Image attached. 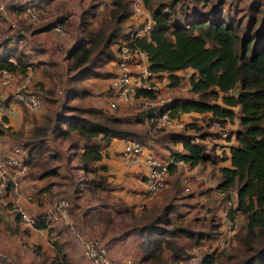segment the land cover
Segmentation results:
<instances>
[{"label": "trees", "instance_id": "1", "mask_svg": "<svg viewBox=\"0 0 264 264\" xmlns=\"http://www.w3.org/2000/svg\"><path fill=\"white\" fill-rule=\"evenodd\" d=\"M242 1L143 0L145 10L151 13L153 26L137 44L146 52L149 68L155 73L167 74L172 87L179 84L176 72L191 71L188 75V97L173 98L168 107L170 114L173 117L192 113L200 116L186 123L184 132L171 131L166 135L172 143L183 146L184 154H174V157L184 160L190 167L216 166L228 160L229 166L219 168L221 178L216 188L227 193L233 189L236 191L235 210L244 221L243 227L239 225L228 244L219 253L214 250L206 254L202 264H264V0H251L245 11H240L237 3ZM110 6L108 18L95 31L87 29L85 23L88 26V20L92 21L96 14L92 12L88 16L87 10L82 13L78 25L81 34L65 50L63 58L65 70L61 75L65 74V79L62 81L69 87L61 107L58 111L54 108L44 113L41 122L32 126L30 134L18 141L20 147L14 146L23 151L21 159L29 168L38 166L36 155L48 154L49 158L60 161L62 152H51V145L63 146L67 167L75 173L69 178L75 204L72 206L69 202L68 210L72 216V211L80 209V201L91 203L93 200L94 204L80 215L81 222L90 230L96 226L113 228L114 223L117 225V215L128 214L114 211L101 198V194L108 192L110 176L107 166L100 162L112 140L126 141L136 137V132L129 126L142 124L145 115L144 110L137 109L132 121L122 122L109 115L107 112L111 110L104 107L69 104L87 96L78 84L100 74L97 69L101 62L106 63L113 58L110 48L124 40L131 27L125 26L131 15L129 1L112 0ZM21 7L19 12H23ZM84 15L88 20H84ZM64 21L63 17H57L35 27L32 33L54 30ZM55 34L61 38L70 37ZM18 37L22 38L23 33L20 32ZM9 43L7 38L0 42V71L7 70L25 77L29 70L42 65V61L32 62L28 54ZM47 66L52 68L57 63L50 61ZM42 69V75L48 76V70ZM38 86L44 90L42 84ZM53 92L54 89H49L47 95L42 96L52 106L56 104ZM41 108L42 102L38 110ZM213 121L226 127L237 124L227 137L232 145L227 149L221 145L219 152L217 143L209 146L196 143L193 141L195 135L191 134H198L201 140L206 136H217L209 130ZM5 130L0 129V135ZM12 135L19 139L17 133ZM58 167L44 168L40 177L58 175ZM9 188L7 186L6 189ZM172 207L167 204L158 213L146 207V214L140 219L128 214L134 222L123 225L121 237L132 236L141 240L139 247L144 251V259L139 264L188 261L193 258L189 252L192 246L221 235V216L217 220L210 218L207 230H195L183 224V217L173 218ZM32 216L35 228L47 231L48 241L56 251L51 257L54 259L52 262L67 263L68 256L63 246L53 237L54 229L45 224V214ZM229 217L233 218V211ZM19 218L16 213L17 222ZM196 220L192 219L193 222ZM21 226L12 228L9 233L16 235L19 229L21 232L28 230L25 226L21 229ZM183 239L189 243L188 246L182 243ZM39 247L34 246L33 252L37 254Z\"/></svg>", "mask_w": 264, "mask_h": 264}, {"label": "rangeland", "instance_id": "2", "mask_svg": "<svg viewBox=\"0 0 264 264\" xmlns=\"http://www.w3.org/2000/svg\"><path fill=\"white\" fill-rule=\"evenodd\" d=\"M111 1L112 0H4V7L6 11L4 13L0 12V42L4 41V38L6 39L5 34L9 31V29H11V26L13 25V30L16 33L17 37L18 35H20V32L23 33L22 38L18 37L23 40V45L21 44L22 47H20L16 42L10 41L11 43H9V45L11 47H18V51H20V49L23 47H27V49H29L30 51L32 50L34 53H38L39 49L36 46H47L50 51V53L45 56V61L40 62V64L42 65H39L32 70L36 74L35 77L30 78L29 86L30 89L36 95L39 96L42 102V108L38 113L32 114V119H30L29 117L27 118L28 123L33 122V125L40 123L42 115L48 110H53L54 108H56L57 111L59 110L64 101L67 88L69 87L66 83L63 84L62 81L63 79H65V74L61 75L62 70H65V63L63 62V58L65 55V50L69 46H71L74 40H76L79 37V34H81L79 32L78 25L79 21L81 20L82 13L87 10L89 12L87 13L88 16L92 12L96 14V17L92 19V21L91 19L88 20L87 15L83 16L84 20H88V22L90 21V23H88V26L87 23H85V27L87 29L95 31L96 29L100 28V26L104 23L105 18H108V12L111 7ZM250 1L251 0H244L240 3L238 2L237 6L239 10L245 11ZM37 6L42 9L38 8L37 10ZM20 7L22 11L26 7L33 8L36 14L38 15V21L30 22L24 12H19ZM57 17L64 18V24L58 25L62 28L65 33L70 35V38L68 39L69 41L63 42L61 41L60 37L52 33L46 35L44 39L40 38V35H38L37 38L32 39V37H34L35 35L40 34L32 33V30L35 27L51 22ZM124 30L125 28L122 31ZM116 49L117 45H113L110 48L109 52H111L113 58L108 60L106 63L101 62V67H98L97 69V71L100 72L98 76L87 78L83 80L80 84H78V87H81V89L87 92V96H85L83 99L72 100L71 102H69V104L80 107H99V105H97V98L103 95L104 92L107 90L111 79L113 78L114 73L116 72ZM50 61H55L57 63V66L49 68L47 66V63H49ZM42 68H46L48 70V76L42 75ZM189 73V71L180 72V80L177 86L172 87L169 84L167 85V89H169L170 92L168 93L167 98L182 96L188 97ZM39 83L42 84L44 90H40L38 86ZM49 89H54L52 95L53 99L56 101V104L54 106H52L51 103L46 102L42 97L43 94L47 95L46 91ZM5 97L8 100L7 102H5V104L9 107L11 105L9 100H12L11 93H8ZM48 98L51 97L48 96ZM131 107L132 106H123L121 108L118 107L117 109L111 110L107 113L114 117H118L122 120V122H129L135 118V110L138 109ZM194 117L195 116L186 117L185 120H191ZM31 128L32 127L27 129L28 132L31 130ZM129 128L136 132V137L134 138V140H137L140 143H145L147 147H149V145L152 144L153 141L155 143L161 141L162 146H166L169 144L167 142L168 139L164 138H166V135L171 132L170 130L159 132L156 130H152L149 126L144 123L138 126L130 125ZM235 128H237V124L228 125V132L230 133L231 131H234ZM27 130L18 131L17 135L19 136V140L26 137L25 135ZM191 134L194 135V133L192 132ZM155 145L157 146V144ZM54 151L62 152L60 161L49 158L48 154H43L41 156L36 155L35 159L38 161V166L35 168H29L28 174L24 179H26L25 181H30L32 183L33 188L32 193L30 194L33 196V201H36L39 187L42 184H45L47 189L56 191L55 195H49L48 197L50 204L55 202V198L60 195L59 199L63 198L70 202V204H72L73 206L75 202L72 198L73 194H71V187H69V178L74 176L75 173L67 167L68 164L63 151V146H60L59 144H52L51 152ZM70 164L69 166H72ZM55 165L59 166L58 175L48 176L43 183L41 182L42 184L39 182H35L38 178V174L41 173L44 168L52 167ZM210 168L212 167L210 166ZM219 179L220 176L218 175V168L214 167L209 173V180L207 179V182H211L213 184ZM121 187L122 184H110L108 192L101 194V198H104L106 202H108V204L112 206V208H114V211L120 210L122 212L128 213L129 215L137 219H140L145 216L146 207H149L152 209L153 212L158 213L162 209V207L166 206L167 204L173 205V218H176L178 216L183 217L185 219H183L182 221L183 224L189 225L195 230H207L209 219L215 218L217 220L218 216L220 217V215H217V210L218 208H221V198L218 194L219 190L216 188L212 189L211 187H209L210 189L206 188V190H204L203 188L200 189L199 187H197L195 190H192V188L189 187V190L187 191L183 190V188L178 185L177 180L173 183V180L171 179V182H168L167 187L161 193L156 196L144 197L141 191H137L135 187L130 188L128 193L122 192ZM233 192H235L234 189L230 190V192L227 193V197H230ZM8 198L9 196L6 192H0V220L3 219L1 217L2 210L5 214L11 216L16 213L14 211L15 208H13L12 205L9 207V204L7 203ZM40 201L42 202V200ZM82 201H84V203L86 204L85 200ZM91 204H94L93 200H91ZM71 213H74V211H72ZM128 214L125 216L121 214L119 216L117 215V225H115L114 223L113 228H104L102 226L100 227V230H96L95 233L90 234L88 237L97 238L107 243L108 246L113 249V251L117 254V259H122V262L123 260H130L131 264H139V262L144 259V251L139 247L141 240L132 236L121 237L124 229L123 225L132 224L134 222L130 219ZM235 216H237L239 225L243 227L244 221L242 219V215L238 213L237 215L235 214ZM73 219L72 222L75 226H77ZM192 219L197 220L193 222ZM60 225H54L53 237H56V233H58L62 240L66 242L64 243L65 246L68 247V249L70 250L68 251L67 248H64V251L66 249V251L70 253L66 261L67 263L61 264H90L89 261L83 255L80 243L74 240V238H70L71 235L67 228L63 225ZM12 228L20 227L17 224H4L1 227L0 264H54L52 262L54 259L46 255V253H50V249L46 251L40 246L37 254L31 251V247H34V245L40 243L36 237L29 235L27 232L20 233V229L15 233H20L19 237H8L6 231L8 233ZM109 230H113V232ZM182 241V243L188 246L189 243L185 239H183ZM211 241L212 240H204L199 245L192 246L189 252L192 253L193 250L197 249L198 247H206ZM49 245H51L50 242ZM190 260L180 261L176 264H188ZM117 261L122 264L121 261Z\"/></svg>", "mask_w": 264, "mask_h": 264}, {"label": "built area", "instance_id": "3", "mask_svg": "<svg viewBox=\"0 0 264 264\" xmlns=\"http://www.w3.org/2000/svg\"><path fill=\"white\" fill-rule=\"evenodd\" d=\"M128 1L131 10L130 16H134L138 21L130 25L126 37L117 45L116 72L107 90L97 98V105L108 110H115L122 106H132L131 108L145 111L142 123L152 130L184 132L186 123L190 121L185 120V118L189 115L171 116L168 107L173 98L162 95L163 89L168 83L161 74L155 73L149 68L147 54L137 44L138 40L149 34L152 29L153 19L151 13L145 10L143 0ZM4 3V0H0V12L2 13L6 11ZM23 12L29 21H38V15L33 8L26 7ZM13 28L12 25L5 37L9 41L21 45L23 40L17 37ZM54 30L60 36L67 34L59 25H56ZM12 77V73L1 70L0 88L10 86ZM29 81L30 77L26 76L25 81L16 86L11 92V99L29 110H38L41 107V102L30 89ZM5 101L6 97L0 93V129L7 126L5 118L12 112V109L6 106ZM209 130L217 133V136L214 134L201 140L198 134H194L193 141L204 143L207 146L217 143L216 150L218 152L222 148L221 145L226 149L232 145V141L227 140L228 126L213 121L210 123ZM22 155L23 151L19 147H14L11 152L5 155L0 153V192H5L7 186L16 189L18 186L17 175L28 173L29 166L21 159ZM121 158L128 167H144L146 169L147 173L141 190L144 197L156 196L167 187L171 175V166L183 167L188 170V164L184 160L176 159L174 155L161 159L147 151L142 143L134 139L124 141ZM182 181L188 182L186 174L182 175ZM218 194L223 199V205L221 206L222 233L217 239L209 242L208 246L193 248L196 255L192 252L194 257L188 264H202L206 254L212 253L214 250L220 252L239 228V222L237 216H235V214H238L235 210L237 205L236 191L230 197H227V192L224 191H219ZM68 207L69 202L67 200L63 198L56 200L44 216L45 224L49 226L51 222H59L65 226L74 239L80 243L83 255L90 264H114L108 244L100 239L88 237L75 226ZM230 211H233V218L229 217ZM17 212L26 228L35 229V218L33 216L22 209H18ZM122 264H131V261L123 260Z\"/></svg>", "mask_w": 264, "mask_h": 264}, {"label": "crops", "instance_id": "4", "mask_svg": "<svg viewBox=\"0 0 264 264\" xmlns=\"http://www.w3.org/2000/svg\"><path fill=\"white\" fill-rule=\"evenodd\" d=\"M127 21H128V23L126 22L125 26L132 25L133 23H136L138 20L136 18H134V16H130ZM51 33L55 34L56 32L54 30L41 32L40 34H37L34 37H32V39L37 38L38 35H40V38L44 39L46 37V35L51 34ZM42 34H45V35H42ZM68 35L69 34H66V36H68ZM69 38H63L62 37L61 41L67 42V41H69L68 40ZM36 47L39 49L38 53H34L32 50L30 51L29 49H27V47H23L20 50L23 51L25 54H28L31 57L32 62L45 61V56L48 53H50L48 47L47 46H41V47L36 46ZM186 71L191 72L190 70H186ZM180 72H182V71L176 72V75L179 77H180ZM35 74L36 73L29 70V72H27L26 76L31 78V77H35ZM161 75L163 76V79L167 81L166 83L169 84V81H168L169 78H168L167 74H161ZM25 77H22V76L17 75V74H13L10 86H8L6 88H0V93H2L4 96H6L8 93H11L16 86L20 85L22 82L25 81ZM167 88H168V86H166L163 89V94H162L163 96H168V93H170L169 89H167ZM188 88H189V86H188ZM103 91H105V90H103ZM182 97H187V96H182ZM174 98H178V97H174ZM9 102L11 104L9 106V108L12 109V112L9 113L7 118H5V122H6L7 126L3 129H6V130L3 131L2 135H0V153L4 154V155L11 152L13 147L15 145H17V143L19 141V139L15 135L13 136L12 134L18 133V131L27 130L30 127H32L33 122L28 123L27 118L29 117L30 119H32V116H33L32 114L38 113L40 111V110H29L28 108L24 107L23 105L16 103L13 100H9ZM187 115H189V117L190 116L200 117L198 114H194V113L187 114ZM29 134H30V131L28 132V130H27L25 136H28ZM164 139H168L167 142L170 145L168 144L166 146H164V145L162 146L161 141H158L157 143H155L153 141L152 144L149 145V147H150L149 148L145 145V143H142V144L144 145V147L147 151L153 153L154 155L158 156L161 159H166L169 156L174 155V154H184V149H183V146L181 143H175L174 144L167 137ZM155 144H157V146ZM123 146H124L123 140H117V139L112 140L110 145L103 152L104 157L102 158L100 164L107 166V172H108V175L110 176L109 177V185L110 184H112V185L122 184L121 191L124 193H128L129 189L133 188V187H135L137 189V191H141V189L143 187V181L145 179V175H146L147 171L144 167H128L124 164V162L121 158ZM224 166H229L228 160H225L224 162H219L216 166H211L212 168H210V166L203 167V166L197 165L195 167H190L188 165V170H186L183 167L171 166V168H170L171 175H170L169 181L171 182V179H172L173 183H174L177 180L178 185L181 186V188H183V190H187V191L189 190V187L192 188V190L193 189L195 190L197 187H199L200 189L203 188L204 190H206V188L210 189L209 187H211L212 189H215L220 179L218 181H215V183H213V184L211 182L208 183L207 179L209 180V173L214 167H217L218 168V175L221 178V173L219 171L220 170L219 168L224 167ZM27 174H25V175H19L18 174L17 175L16 180L18 182V186L16 189L10 187L9 190H5V192L9 196L7 203L9 204V207L12 205L13 208H15L14 211L16 213H18L17 212L18 209H22V210L26 211L31 216L37 215L39 213L46 214L52 208L53 203H54L52 201L53 203H51L52 204L51 205L49 200H48V197H49V195H55L56 191L55 190H49V189H47L45 184H42L47 177H40L41 173H39L38 178L36 179L35 182L36 183L42 182L41 183L42 185L38 189L36 201H33V196L30 194V193H32V188H33L32 183L30 181H25L26 179H24ZM183 174L187 175L188 182L182 181V175ZM47 190H49L50 192H48ZM5 192H3V193H5ZM40 200H42V202ZM220 202H221L220 205H223V199L222 198H221ZM80 204H81L80 209H75L74 213H72V215H73L72 219L74 218L73 220L76 223V225L79 226L81 229H83V231H85V233H84L85 235L89 236L90 234L95 233L96 230H98V229L100 230L101 228H100V226H96L92 230H90L89 228H87L85 226V224H83L81 222V220H80L81 213L91 203L85 204L83 201H80ZM91 205H93V204H91ZM220 209L218 208L217 215L221 216L222 208H220ZM16 213L13 216H11V215L5 214L2 210L1 217L3 219L0 220V230L4 224H6V225H16L17 224L19 226L21 224L23 226V227L21 226V229L24 228V224L22 223L20 218H19V222H17ZM55 224L60 225V223H58V222H55V223L51 222L50 227L53 228ZM27 229L28 230H26L25 232H27L31 236L36 237L38 239V241L40 242L34 246H41L46 251H48V249H50L51 250L50 253L49 254L46 253V255L49 257H52L55 255L56 251H55L54 247L52 245H49V242L47 240L48 235H47L46 230H40V229H36V228L35 229L27 228ZM25 232H23V233H25ZM20 233H22V232L20 231ZM20 233H18L16 235H11L9 232L7 233V231H6V234L8 237H14V236L19 237ZM56 234H57V236L54 237V239L58 240L59 244H61V247L63 246V250H64V248L68 249V247H66L64 244L66 242L62 240V238L60 237V235L58 233H56ZM70 238H71V236H70ZM31 251L33 252V247H31ZM68 251H70V250L68 249ZM109 252H110V256L112 258V261L115 264H120V262H118L117 260L122 262V259H117V254L110 247H109ZM64 253L68 256L70 252H67L65 249Z\"/></svg>", "mask_w": 264, "mask_h": 264}]
</instances>
